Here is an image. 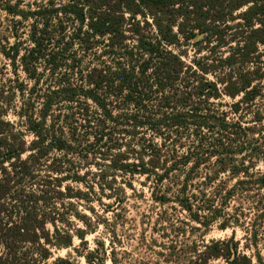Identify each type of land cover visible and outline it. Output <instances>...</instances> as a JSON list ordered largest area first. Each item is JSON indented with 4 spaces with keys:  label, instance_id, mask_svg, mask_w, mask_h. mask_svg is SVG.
I'll return each instance as SVG.
<instances>
[{
    "label": "trees",
    "instance_id": "obj_1",
    "mask_svg": "<svg viewBox=\"0 0 264 264\" xmlns=\"http://www.w3.org/2000/svg\"><path fill=\"white\" fill-rule=\"evenodd\" d=\"M261 163L264 0H0V264H125L136 177L165 262L264 264Z\"/></svg>",
    "mask_w": 264,
    "mask_h": 264
},
{
    "label": "rangeland",
    "instance_id": "obj_2",
    "mask_svg": "<svg viewBox=\"0 0 264 264\" xmlns=\"http://www.w3.org/2000/svg\"><path fill=\"white\" fill-rule=\"evenodd\" d=\"M2 17L5 18L6 15L2 13ZM21 77L24 78V75L21 74ZM231 101L232 99L230 98L224 99V102L227 103H230ZM11 119L15 120L13 116L11 117ZM28 139H31V137L29 136ZM259 169L264 170V163H261L259 165ZM141 181H144L143 177H136L134 184L137 188V192L139 194H143V196H140V198L138 199L132 198L130 200V210L127 215L128 221L125 223V226L122 227V229H120L119 231V236L122 240V244L118 246V251L121 255L122 260L125 261V264H169L165 262V257L160 253L161 251H163L160 246V243H163V238L160 236L161 232L153 231L154 221L157 217L156 213H158V211H161L162 208L152 200L151 192L148 188L149 186H144L143 184H141ZM262 194L264 195V190L262 191ZM253 204L254 203H252L251 201H246L243 205L245 211L248 212V221L250 219H254L256 215V212L252 208ZM231 205L232 206L228 208V211L234 212L233 208L238 205L237 201H233ZM177 215L183 217L181 213H177ZM193 225L196 226V224ZM218 225V223L214 224L208 231H205V229L202 228L190 233L188 242H196L198 244H201L202 241L209 242L212 239H226L234 234L235 238L241 242L240 249H243V246L246 243L245 237L247 235L244 229L237 225H234L233 227H229L223 230L220 229ZM102 231L103 230H99L97 233L88 234L86 236L89 249H93L96 247L95 239L98 238L103 239L106 244H108V236ZM154 239H157L158 242L154 245L148 246L147 242L152 243ZM263 241L264 234L261 235L259 242V250L264 258ZM245 252L251 254L250 251ZM84 253L85 249L81 244V239L75 237L72 247L58 250L54 249L52 257L45 263H52L58 257L70 256L75 264H86L83 256ZM107 264H110V262L108 261Z\"/></svg>",
    "mask_w": 264,
    "mask_h": 264
}]
</instances>
